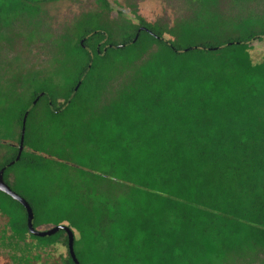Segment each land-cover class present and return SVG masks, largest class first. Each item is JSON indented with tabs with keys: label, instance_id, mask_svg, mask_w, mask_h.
Segmentation results:
<instances>
[{
	"label": "trees",
	"instance_id": "1",
	"mask_svg": "<svg viewBox=\"0 0 264 264\" xmlns=\"http://www.w3.org/2000/svg\"><path fill=\"white\" fill-rule=\"evenodd\" d=\"M56 1L0 0V170L34 226L80 264H264V0H94L58 30ZM0 214L17 264H76L2 190Z\"/></svg>",
	"mask_w": 264,
	"mask_h": 264
},
{
	"label": "rangeland",
	"instance_id": "2",
	"mask_svg": "<svg viewBox=\"0 0 264 264\" xmlns=\"http://www.w3.org/2000/svg\"><path fill=\"white\" fill-rule=\"evenodd\" d=\"M115 7V12L120 9V5L126 11V14L133 17L131 9L127 4V0H109ZM136 4L137 15L142 16L148 22H155L158 19H166L171 23L181 15H183V3L184 0H131ZM228 7L226 1H222L221 9L224 11ZM44 8L51 15L52 27L58 30L61 26L70 23L72 19L88 10L96 8L94 0H60L53 3H47ZM252 56L255 61H262L264 59V40L256 41L252 43ZM8 218L0 214V235L5 229ZM52 226L41 227V229H47ZM62 255H67V247L58 244L53 252L48 255H44L42 260L33 261L32 264H53L55 261H60ZM0 264H17L13 261L11 253L8 249L0 246Z\"/></svg>",
	"mask_w": 264,
	"mask_h": 264
},
{
	"label": "water",
	"instance_id": "3",
	"mask_svg": "<svg viewBox=\"0 0 264 264\" xmlns=\"http://www.w3.org/2000/svg\"><path fill=\"white\" fill-rule=\"evenodd\" d=\"M27 116V114H26ZM26 116L24 119V124H23V129H22V135H21V143H20V151H19V155L17 157L16 160L20 159V155L22 153V150L24 148V138H25V124H26ZM15 161H13L11 164H13ZM4 173H5V168H2L0 170V190L4 191L5 193L9 194L10 196H12L14 199H16L17 201L21 202L27 210V214H28V227L29 230L34 233L35 235H39V236H48V235H53L57 232H59L60 230H65L68 233L69 236V242H68V249L69 252L74 260V262L76 264H80L76 253H75V249H74V242H75V234L74 231L71 229V227L67 224H60V225H52V227L47 228V229H41L40 227L36 228L33 224L34 222V211L33 208L31 207L30 203L21 195H19L16 191H14L9 184H7L5 182L4 179Z\"/></svg>",
	"mask_w": 264,
	"mask_h": 264
}]
</instances>
